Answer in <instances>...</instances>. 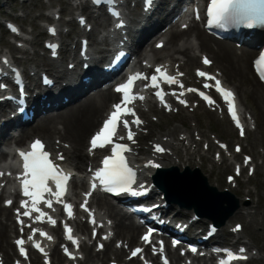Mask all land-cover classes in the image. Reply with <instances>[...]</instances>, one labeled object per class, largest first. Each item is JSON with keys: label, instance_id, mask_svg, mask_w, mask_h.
<instances>
[{"label": "snow or ice", "instance_id": "obj_1", "mask_svg": "<svg viewBox=\"0 0 264 264\" xmlns=\"http://www.w3.org/2000/svg\"><path fill=\"white\" fill-rule=\"evenodd\" d=\"M94 2L99 5L104 0H94ZM106 3L110 6L115 5V0H106ZM111 14H113L118 19V28H123L124 22L120 19L121 13L118 10H112L110 8ZM207 15V26L208 27H219L224 28L225 26L231 24L236 26H242L245 29H254L257 26H264V0H210V3L207 6L206 10ZM197 19H199V14L197 13ZM82 24L85 23L84 19L81 18L80 21ZM10 29L14 32L18 31L14 26H10ZM50 32L55 35L56 30L50 29ZM52 55L55 56L57 54V49L59 47L58 44H49L47 45ZM124 55L123 51L117 53L115 59H119ZM3 63H8L7 58L4 59ZM205 65H209L211 61L205 57L203 60ZM255 66L257 71L260 74V78L264 79V51H262L259 55V58L255 61ZM12 72L17 77L20 76L18 69H12ZM198 76L205 78L206 80L215 81V90L218 92L225 103L228 106V112L231 115L232 120L235 122L237 128H240L241 135H244V129L241 124V121L238 118L236 107H235V94L228 89H225L221 81L217 79L215 76L210 75L204 71L198 70ZM2 75V74H0ZM183 75V73H180ZM139 79L149 80V84L145 85V88L152 87L158 89L155 92V95L164 102V95L162 94L163 89L161 88V83L173 85L177 84L178 81L175 76H171L167 73L166 70H163L161 66H157L155 68L154 74L150 77L136 73L130 76L126 82L120 84L116 87V91L122 94V99L119 103L113 105V111L109 114L108 118L104 121L103 126L100 128L98 132L91 138V148H105L106 146L111 145V155L106 156L103 161V167L99 168L95 171L92 190L94 191L97 188L96 181H99V186L106 192L112 193L113 195H130L133 197L145 196L149 193L150 188L145 184H137V172L136 170L130 166L125 153L130 152L131 148L124 143H119L116 141L123 140V136H119L117 134L118 127H122L127 130V140L133 141L134 133L131 130V125L134 124L137 127L142 123L139 117L136 115V112L133 108L129 107L130 104L134 103L135 100L140 99L143 100L144 97L142 95H137L133 89L135 86V82ZM181 88L184 86L181 84ZM212 85L205 83L204 88H210ZM7 85L3 84L2 79H0V91L6 90ZM188 92H198V94L209 104L213 105L215 101L211 96L207 95L203 91H199L198 89L188 88ZM21 94H23V88L20 89ZM185 93L181 92L179 96H183ZM172 95H177L175 92ZM177 99L181 104H185L187 106V101L183 99ZM4 99L3 96H0V101ZM166 103V102H165ZM166 107H169L166 104ZM131 116L134 119L129 121L126 117ZM115 138V140H114ZM207 147V145L205 146ZM221 147H226L225 145H221ZM31 150L24 152L20 151L18 155L23 160V173L17 178L21 182L22 195L28 199L21 202V207L25 210L23 211L24 217H32L33 213H39L35 217L36 221H41L43 217L47 216L48 222L52 225L56 224V221L52 219L51 216L41 210L39 205L41 203L45 204L48 208L53 207V198L56 203H62V197L66 193L67 184L70 181L71 174L64 173L63 169L60 168L59 164H57L52 158L51 154L45 150V145L39 139L35 140L31 146ZM154 151L158 153H163L167 151V149L163 148L161 145L157 144L154 146ZM236 151H240L239 146H237ZM58 160H63V154H59L57 156ZM249 158H245V162H248ZM147 167H155L160 168L162 165L159 163H155L153 161H149L146 165ZM3 175V173H0ZM52 185H54L55 190H53ZM92 193H85V202L81 205L85 211H90L87 208V197H89ZM48 197V198H46ZM8 205H11L12 201H6ZM30 204V207H29ZM65 211L68 216L71 218L73 216L72 206L70 204H65ZM155 209H158L160 205H153ZM18 214V223L21 224V232H23V221L19 219V209L17 210ZM92 223H95V220H92ZM30 227V225L28 226ZM239 227V226H237ZM38 230L33 228L32 235L28 236V240H33L34 235ZM156 230L154 228H149L147 233L142 237V239L146 243H150V237ZM214 231V229H213ZM66 238L72 242L73 245L78 247V241L73 237L72 229L66 224L65 225ZM40 236L46 237L48 240H52L53 238L48 235V233L40 231ZM93 236H95V232H93ZM107 237H105L106 239ZM19 247V251L21 256L27 258V250L24 247L25 240L23 238L17 239L16 242ZM179 241H173V246H176ZM37 250H39L42 254L47 256L44 248L41 246L39 242H35L33 245ZM99 247H103L100 245ZM65 253L70 257L75 259L73 254L69 252L67 247H64ZM142 249L137 248L132 251V256L135 257L138 253H140ZM155 252V248H153ZM161 251H163V243L161 242ZM191 251L196 252L197 249L195 247L191 248ZM226 258H222L219 261V264H233V261L247 259L243 253L246 251L245 249H240L239 253H234L231 250H223ZM163 264H168L167 258H164Z\"/></svg>", "mask_w": 264, "mask_h": 264}, {"label": "bare ground", "instance_id": "obj_2", "mask_svg": "<svg viewBox=\"0 0 264 264\" xmlns=\"http://www.w3.org/2000/svg\"><path fill=\"white\" fill-rule=\"evenodd\" d=\"M81 6L82 10L86 11V3L82 2ZM57 13L60 14V11H55L53 13V17ZM43 16L47 20H50L52 17L51 14H45ZM92 21L95 26L99 25L97 20ZM106 21L107 20L103 19V22ZM65 23H68L70 25L72 24L71 21ZM195 30L196 36L199 39L198 47H196L190 41H184L181 45H178L177 40H179V38L184 35L185 32L181 31L180 28L173 29L168 37V46L163 51L159 52L155 51L154 49L151 50L156 61H163L165 57H169V55L172 54V51H174V54H181L187 58L184 64V68L188 71V74H190L191 66L197 63V57L193 53L195 51V48H201L204 51H209L211 54H213V59L216 61L217 65L224 70L225 77L229 78L230 80H232V82L235 83L239 98L241 97L240 100L243 99V101L246 102L251 97L254 99L259 109V116L264 122V86L258 82L255 75L253 74V71L248 69L249 61L251 60V57L256 53H254V51L251 49L243 48V50L239 54L233 44L216 41L212 37L208 36L204 31L200 30L197 25H194L190 31L192 32ZM39 36H43V33L39 32ZM144 39L145 37L142 38V40ZM64 45H66V43H64ZM21 50L22 52L26 51V49ZM174 62L180 61H178V59H175ZM39 63L44 67L51 66V64H53V62L50 63V60L47 59V57L40 59ZM115 97L116 96L112 94L110 90L101 91L98 94L89 97L84 102H79L71 107L66 108L65 110L59 112L54 116H49L42 119L35 126L28 127L30 125L28 124L27 128H25L26 130L19 136L16 141L17 143L25 144L28 138H31L33 136H40L46 139L49 147L52 150H55V146L57 145L56 139H60V141H62L63 143H69L71 146L70 149L63 148L65 156L67 157L66 164L75 167V169L79 171V173H83L87 169H84V165H86L87 167L88 163L93 161V159L89 158L86 153L87 147H85V139L87 138V135H89V133H91L99 124V118L105 112L109 102ZM75 98L76 96L72 97V99ZM240 103H242V101H240ZM0 108H3V106L0 105ZM186 116H189V114H186ZM196 118L197 116H194V119ZM58 123L64 126L62 130L57 128L56 125ZM197 131L199 130L195 128L192 132V135L189 136L191 144L190 148H186V153H184L181 147V144L184 143V141L181 142L176 137L177 135H179V131H176V128L167 130L166 134L159 137L160 141L163 140V137H167V140H169L167 144L174 151L173 155H165L162 158V163L164 164L165 169H168L170 167H178L179 169H183L187 166H195L194 159L195 154H197L198 151L192 150V147L196 143L194 141V137ZM183 133L184 135L189 134L187 132ZM249 134L250 133H248V135ZM199 135L207 138V135H204L202 133H199ZM10 143V141L7 142L8 145ZM202 156H205V154H201V157ZM207 158L209 159V157ZM196 167L197 166H195V168ZM75 184L76 183H73V188H77ZM80 184L83 185L84 182L80 181ZM1 203L2 201L0 200V238L2 240L0 248H2V250L5 251L6 254L9 249H11L10 251L14 252V248H12L9 243V237L10 234L15 230V226L11 214L12 210L3 207ZM97 203L103 204V206H105L107 209L108 215L110 217H113L117 221L116 227L118 234L120 236H123L125 240L135 242L138 237L140 227L132 222L131 219L126 215V213L113 206L107 199H98ZM239 213L240 210L235 213L234 216L238 215ZM250 213L251 212H248L247 214L249 215ZM2 217H4L5 220H2ZM127 220H129L130 222L126 223ZM200 223H205V220H201ZM81 228L86 229L87 226L85 224H82ZM224 231L225 228L223 227L222 232ZM118 239L121 240V238ZM110 248L111 246H109L108 250ZM87 249L89 250L88 256L90 260L100 258L101 255L106 256V253L108 252L107 250L105 253L95 254L91 252L89 248ZM118 253L121 254L122 252L118 251ZM260 257H263L262 253H260ZM8 259L9 255H5V260L8 261ZM129 264H137V261H133Z\"/></svg>", "mask_w": 264, "mask_h": 264}, {"label": "rangeland", "instance_id": "obj_3", "mask_svg": "<svg viewBox=\"0 0 264 264\" xmlns=\"http://www.w3.org/2000/svg\"><path fill=\"white\" fill-rule=\"evenodd\" d=\"M1 2L3 1L4 3L0 6V11L3 12V15L0 14V55L3 53V51H9L5 48L7 42H9V38L6 35L5 28L3 24L1 23L2 20H5L6 18H13L15 19L16 17H25L21 19H17L22 25L32 31L31 37H32V42L28 44V47L32 49V51H41L40 48L41 46V41L44 38L45 34V22L42 20L44 13H46L47 10H50V12H54V10L59 8L58 5H51L48 0H26L25 3L21 4L18 0H0ZM64 7V5H62ZM15 8V9H14ZM73 15V16H72ZM70 16L73 17V23L72 27H75V20L74 17L75 15H67L66 19L70 18ZM45 24V25H44ZM40 25H44L41 27ZM68 30V29H67ZM39 31H42L43 36L39 37ZM42 52V51H41ZM248 68L250 69V62ZM246 104L256 112L258 118L260 117L258 114V106L256 105L254 99L251 97L248 99ZM199 115V114H198ZM200 116V115H199ZM204 116H200V124L203 130L207 131V134L211 133H216L220 138L230 141L231 139L236 138V133L233 131L228 124L222 123L218 120H215L214 117H211L207 115L206 119L211 121V125L208 126L207 120L204 119ZM184 115L180 116H172V117H165L164 119V124L163 125H155V128L157 131H160L162 133H165L169 129H174L177 126L181 127L180 122L183 121ZM165 120H167V123L165 124ZM192 116L186 117L185 124L188 127H191L190 124L192 123ZM260 120V131H261V136L262 138H259V132L257 134L252 135L249 138V141L252 142L254 146V151L257 153H261L259 150L260 148H264V122H261ZM213 125V126H212ZM212 126V127H211ZM86 140L85 139V146H86ZM249 149V147H248ZM212 157V155H211ZM262 160H259L258 162L260 163ZM228 173L227 170H225L223 167L220 169L217 168L214 171V175L210 181V183H214L217 178L224 182V177ZM208 174L206 171L204 172V175ZM217 177V178H215ZM251 185L255 186L257 188V193L256 190L254 189L253 186H250V188L254 189V192L251 194L252 200L245 207V209L240 212L237 216L233 217L230 220V225L236 223V222H242L246 226L245 230V238L251 239L252 244L258 248L262 254L264 255V168L260 167L257 176L251 180ZM225 186V184L223 185ZM239 195V194H238ZM236 198H239L240 196L235 195ZM242 200H244V196L242 197ZM249 200V198H248ZM247 208H250V212H252L251 217H244V213L247 210ZM0 244H1V239H0ZM8 253V252H7ZM102 259L97 261L96 264H101ZM89 264V263H87ZM258 264H264V259L261 260Z\"/></svg>", "mask_w": 264, "mask_h": 264}]
</instances>
